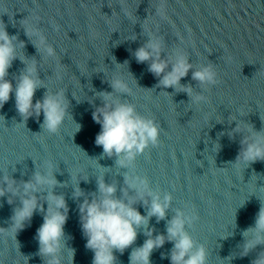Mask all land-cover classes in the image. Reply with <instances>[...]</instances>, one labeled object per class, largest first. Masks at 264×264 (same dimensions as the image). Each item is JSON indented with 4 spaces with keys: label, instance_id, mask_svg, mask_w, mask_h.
I'll return each mask as SVG.
<instances>
[{
    "label": "water",
    "instance_id": "obj_1",
    "mask_svg": "<svg viewBox=\"0 0 264 264\" xmlns=\"http://www.w3.org/2000/svg\"><path fill=\"white\" fill-rule=\"evenodd\" d=\"M0 22L23 42L21 51L26 58L40 61L39 76L47 86L63 88L69 100L70 115L58 133L49 134L41 129L43 115L30 117L25 127L17 125L21 117L14 96H10L0 108V172L9 171L14 179L27 180L43 161L54 164L57 181L66 184L54 191L64 194L69 207L64 229L67 246L75 249L73 264H92L93 253L85 247L81 234L70 174L88 176L79 180V186L89 193L96 191L99 165L108 168L104 180L115 182L116 195H121L126 170L116 168L115 156L100 158L102 147L94 143L100 125L93 121V105L87 99L93 96L92 89L111 91L107 76L95 72L97 68L111 74L115 61L123 64L125 60L127 66L119 70L133 87V94L125 99L160 129L158 144L136 157L135 171L146 176L154 189L169 192L173 209L187 206L196 212L198 219L188 231L204 243L207 264H226L221 259L230 254H235L230 264H251L264 246L258 245L243 257L239 246L242 231L254 225L260 208L257 195L264 201V188H256L264 185V160L239 169L231 165L240 148L239 135L232 140L227 134L220 136V150L212 153L211 148L218 133L235 126V121L229 123L228 119L238 110L249 112L241 118L255 130L264 128V0H0ZM23 27L38 29L55 48L57 59L40 60L34 45L37 41L29 38ZM145 30L163 41L165 52L182 51L194 68L203 64L214 67L217 83L206 90L191 79V70L180 81L190 84L194 94L204 95L207 102L197 104L185 92L158 86V78L148 72L147 63L136 62L132 51L147 40ZM133 35L136 39L130 40ZM24 67L19 58L15 59L8 79ZM45 90L37 89L34 102ZM72 93L81 102L77 103ZM94 104H100L99 98ZM71 116L81 125L76 133ZM18 204L14 200L10 205L6 197H0V227H8L12 209ZM136 207L145 214L144 206L137 203ZM173 214L170 208L165 219L157 222L150 218L154 235L165 232L166 220ZM41 223L42 215L35 213L31 225L16 235L19 246L9 236H0V264H44L34 239ZM226 231L232 235L221 238ZM144 239L139 233L130 248L122 254L114 252L116 264H128L131 248ZM171 247L166 241L154 250L152 264H170L167 254ZM69 253L66 249L63 254L66 262Z\"/></svg>",
    "mask_w": 264,
    "mask_h": 264
},
{
    "label": "clouds",
    "instance_id": "obj_2",
    "mask_svg": "<svg viewBox=\"0 0 264 264\" xmlns=\"http://www.w3.org/2000/svg\"><path fill=\"white\" fill-rule=\"evenodd\" d=\"M23 28L29 38L37 41L34 45L40 54V60L57 59L55 48L38 29ZM145 35L147 40L132 51V55L137 63H147L148 72L158 78V86L170 87L175 92H185L189 99L197 104L207 102L204 95L194 94V88L190 84H181L180 81L191 70V79L197 81L201 89L206 90L208 86H215L217 83L214 67L211 64H203L194 68L189 57L182 51L174 50L167 53L164 51L163 41L158 36L148 30H145ZM129 39L135 40L136 35ZM22 48L23 42L18 41L16 35H10L5 25L0 22V108L9 101L10 96H14L15 109L21 117L17 125L22 124L25 127L30 117L39 119L43 115L41 129L49 134L58 133L70 115L66 91L63 88H49L45 80L39 76L40 61L26 58L21 51ZM17 58L25 67L10 80L8 70ZM127 64V60L123 64L115 61L111 74L103 67L97 68L95 72H103L104 77L107 76L105 79L111 91L92 89L93 96L87 99L88 103L93 105L92 119L100 125L94 141L96 146L102 147L100 158L115 156L116 168L126 171L122 173L123 186L120 188L119 197L116 195V183H106L104 180L105 173L110 169L101 167L96 159L99 168L95 192L86 193L79 186V180H87L88 176L76 178L79 176L78 173L70 174L73 188L71 195L72 199L77 201L79 225L85 238V247L93 253L92 264H116L114 252L122 254L135 243L138 234L142 233L145 239L141 245L131 248L128 264H152L150 259L152 252L162 248L166 241L172 244L167 254L170 264H207L204 243L198 242L188 231L198 219L196 212L187 206L183 209H173L171 194L167 191L161 193L158 188L154 189L146 176L135 171L136 157L144 153L150 145L158 144L160 129L152 118L140 114L136 106L125 99L133 94V87L119 68ZM56 77L61 78L59 72L56 73ZM133 81L138 86L135 78ZM42 87L46 89L42 98L34 102L37 89ZM72 96L77 103L81 102L76 93H72ZM96 98L100 100L99 105L94 104ZM248 113L238 110L232 115L228 122L235 121V126L226 133L223 131L218 133V139L213 141L211 148L212 153L220 150L221 145L218 142L220 136L227 134L232 140L239 135L240 148L235 162L231 164L237 169L245 165L248 167L257 160H264V128L257 131L251 123L241 118ZM71 119L73 120L72 116ZM74 123L76 133L80 131L81 125L75 121ZM246 167H243V170ZM54 170V164L45 160L39 167H35L27 180L18 181L9 171L0 172V197H6L10 205L14 200L19 201L12 209L8 227H0V236L7 235L18 245L17 233L31 225L35 213H40L42 223L34 236L38 243L37 254L43 258L44 264H73L75 249L67 246L68 237L64 229L69 207L64 194H57L54 191L55 187H64L66 184L57 181ZM12 171H16L15 165L12 166ZM256 188L259 190L264 188V185L259 187L256 185ZM257 197L260 200V208L255 216L254 225L241 233L243 237V243L239 246L241 257L247 256L258 245L264 246V201L258 195ZM137 203L145 207V214L142 215L137 209ZM243 204L244 202L240 206ZM170 208L174 214L166 220L165 232H155L154 235V228L149 227L150 218L155 217L159 222L166 218ZM230 235L232 233L226 231L220 237L227 238ZM66 249L70 250L67 262L63 259ZM164 255L161 253L162 258ZM234 255L230 254L221 261L230 264ZM251 264H264V248H261Z\"/></svg>",
    "mask_w": 264,
    "mask_h": 264
}]
</instances>
